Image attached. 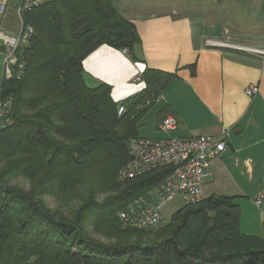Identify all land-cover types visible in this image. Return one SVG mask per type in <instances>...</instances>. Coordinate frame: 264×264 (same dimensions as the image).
Returning <instances> with one entry per match:
<instances>
[{
    "label": "trees",
    "instance_id": "1",
    "mask_svg": "<svg viewBox=\"0 0 264 264\" xmlns=\"http://www.w3.org/2000/svg\"><path fill=\"white\" fill-rule=\"evenodd\" d=\"M117 2L49 0L23 16L33 32L15 52L22 75L0 80V98L12 100V123L0 130V264H264V240L239 231L232 198L183 206L152 241L153 230L120 225L118 212L167 173L116 180L127 141L171 76L145 69L144 89L120 103L108 85L89 83L82 62L90 52L107 45L133 56L138 42ZM14 178L30 189L11 185ZM97 194L107 196L99 203ZM43 197L79 203L65 217ZM92 213L94 230L118 243L88 237L84 220Z\"/></svg>",
    "mask_w": 264,
    "mask_h": 264
},
{
    "label": "crops",
    "instance_id": "2",
    "mask_svg": "<svg viewBox=\"0 0 264 264\" xmlns=\"http://www.w3.org/2000/svg\"><path fill=\"white\" fill-rule=\"evenodd\" d=\"M116 6L137 32L133 56L100 45L83 59L87 80L108 85L120 103L144 89L145 69L169 74L138 122L137 136H225V151L203 180V200L232 198L239 231L264 240L261 210L253 204L264 193V61L204 46L215 39L264 47V0H118ZM248 86L258 88L251 98ZM167 115L178 127L162 134L157 126Z\"/></svg>",
    "mask_w": 264,
    "mask_h": 264
},
{
    "label": "built area",
    "instance_id": "3",
    "mask_svg": "<svg viewBox=\"0 0 264 264\" xmlns=\"http://www.w3.org/2000/svg\"><path fill=\"white\" fill-rule=\"evenodd\" d=\"M9 0H0V16L4 15ZM49 0H20L15 11L20 20V30L15 35H5L0 31V42L3 45L2 75L20 78L23 66L15 65V52L25 44L32 35V29L23 24V16L47 3ZM204 46L216 50H229L257 56L264 61V47H250L228 41L205 39ZM125 52V50H123ZM15 68L12 70V68ZM135 78L134 81H138ZM258 93L256 86H248L245 95L249 98ZM12 100L0 98V130L11 125ZM124 107H118V114ZM178 127L176 118L165 116L158 124L157 130L162 134H170ZM225 136H195L179 138L132 137L127 141L128 160L122 164L116 174L119 183L132 180L153 172L167 170L159 186L146 197H140L129 203L117 214L123 228L139 230H156L166 222L161 209L170 200L178 197L187 206H196L203 201L202 184L208 175V168L213 159L225 151ZM253 204L261 210L264 224V193L253 198Z\"/></svg>",
    "mask_w": 264,
    "mask_h": 264
},
{
    "label": "rangeland",
    "instance_id": "4",
    "mask_svg": "<svg viewBox=\"0 0 264 264\" xmlns=\"http://www.w3.org/2000/svg\"><path fill=\"white\" fill-rule=\"evenodd\" d=\"M20 0H9L8 4L5 8V12L3 16H0V31L5 34V35H15L18 33V31L20 30V20L19 17L15 11L16 5L19 3ZM3 45L0 42V80L2 77V57H3ZM122 114V113H121ZM120 115V114H118ZM10 184L11 185H16L17 187H20L24 190H29L30 186L29 183L26 179L24 178H14L12 180H10ZM93 183L89 184V180L86 181L85 183V187H90ZM150 194V193H149ZM107 196V194H97L95 196V199L97 200V202L101 203L105 197ZM46 205L56 211V212H60L63 213V215L65 217H71L73 210L77 207L78 205V198L75 199V197H73V200L71 201V203H63V201H57L51 197H43ZM183 206H187L184 205L181 201L180 198L176 197L172 200H170L169 202H167L161 209V214L163 219L165 220L166 223H168L172 217V215L178 211L179 209H181ZM95 215L92 213L90 216L88 215V217L85 218L84 220V226L87 232L88 237L93 240L96 243H100V244H104V245H113L118 243L117 239H110L107 237V235H105L103 232H96L94 230V227L92 226L93 224V220H94ZM161 228H158L156 230L153 231H149L148 232V236L146 237L147 240H154V238L156 239V237L159 236ZM146 241V240H145Z\"/></svg>",
    "mask_w": 264,
    "mask_h": 264
}]
</instances>
